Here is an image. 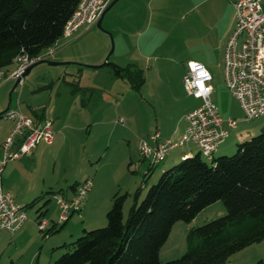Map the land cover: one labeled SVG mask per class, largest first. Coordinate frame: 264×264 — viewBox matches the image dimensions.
Segmentation results:
<instances>
[{"label": "crops", "instance_id": "0c3cea01", "mask_svg": "<svg viewBox=\"0 0 264 264\" xmlns=\"http://www.w3.org/2000/svg\"><path fill=\"white\" fill-rule=\"evenodd\" d=\"M234 1L119 0L114 6L116 7L119 4V14L122 16L125 26L117 29L119 58L117 59L118 61L113 63L123 67L120 63L121 60L129 61L126 66L142 72L144 77L142 86H144L147 81V77L144 76L145 70L151 68L150 60L154 59L158 63V61L166 58L163 57L165 56L163 52L171 49L170 44L172 46L173 43L169 41V38L171 34H175L176 36L173 40L180 36L182 37L181 39H184L189 44L193 40L194 43L192 45L194 46L189 49L191 51L187 54L188 59L194 61L192 58H197L195 61L202 63L211 72V69L208 67V57H219L220 61L223 62L224 47L229 35L234 29L235 21L232 5ZM169 9L176 10L172 28H169L167 23L169 21L165 19L167 15L166 11ZM104 18L105 16L103 20ZM92 27L88 30L79 31L71 38L65 40L71 39L68 43L75 44ZM193 50L198 51L199 53L197 54L199 55L193 53ZM54 60V62L61 63L69 61V65H74L79 69L77 68L76 73L67 72L64 75L58 76L40 69L33 71L31 77L24 79L23 86L17 91V98L15 99L14 105H12V98L18 86L14 89L11 94L9 107V109H19L23 113L22 108H24L31 113V115L24 113L25 115L40 123L45 121L50 122L51 129L54 133L53 143L51 145L41 143L29 155H24L9 161L3 170L1 182L4 190H9L14 193L17 203L19 201V204H30L49 191L58 192L62 190L60 194L65 198H70L75 191V189H69L73 183L76 182L79 185L86 180H91L92 187L86 196L85 205L80 215L83 228L81 229L82 226L78 224L80 222L76 221V219L69 222L74 214L71 215L64 223V226L67 225L66 229L57 235V237L61 236V239L55 243L56 247L54 248H59L72 240L74 236L83 233L87 228H92L98 221L102 222L103 217H105L106 212L111 207V198L115 193H126L129 194L130 198L137 189H140V195L142 194L154 170L147 176L144 182V176L146 175L148 167L142 163L144 160L139 156V141L148 138L153 132H159L161 140L170 139L173 142H177L185 132L186 122L182 126L183 121H185L184 117L191 110L185 111L181 115L183 120L180 123L176 121L178 119H175V116L170 119V117L165 115L157 123L154 131L152 129L147 131H143L142 129L138 131L136 129L134 135H132L125 127H121L124 128L121 130L117 126H113L111 138L104 144V148H101V150L100 148L95 150L87 148L88 140L92 136L94 129L107 124L103 119L98 118V109L102 108L100 104H92V101L101 95L102 86L99 83L102 82L101 77L103 74H100V72L85 74V67L80 66L78 63L99 64V62L89 63L85 60L78 59L71 54L68 47L60 51ZM159 74L161 73H156L155 76ZM84 78H87L91 83L83 84L82 81ZM27 81L29 83L31 82V84L25 89ZM14 83L15 80L6 79L0 86V113L9 103V93ZM178 86L180 92L184 91L181 79H179ZM161 107L162 113L169 112V105L165 104ZM31 109H36L39 112L38 118L33 116ZM219 112L223 119H235L237 126L234 129H230V132L233 131L232 137L234 139L229 143L224 142L221 144L215 157L227 154L234 146H237L245 138L253 136L264 126V120L258 121L257 119L239 125L238 119L232 116L235 114L231 112V109L222 111V114L219 109ZM0 119L1 159L2 143L9 134L12 124L4 119V117ZM117 123L124 125L126 121L120 118L117 120ZM117 129L119 133L116 135V140L111 141ZM230 132L229 137L231 135ZM81 134L88 138L84 139L83 144L78 145V138ZM112 142L117 145L114 149L115 151L112 152V162H114V167L116 166L119 169V172H114L112 176L106 178L105 175L101 174L99 158H104L110 153ZM16 149L17 147L15 146L13 151ZM174 150H178V152L172 157V160L179 158L181 161L184 157L187 158L198 153L197 149L195 150L192 146L177 147L171 151ZM44 156L50 157L55 163V166L60 163L64 166L67 162H72L76 164L78 171L72 174L68 180L64 179L60 173H56L55 170H53L50 178H46L48 177L47 175L40 174L41 171L37 164L39 159H42ZM136 159H140L141 161H136L135 163ZM95 163L97 164L94 165ZM171 164H174V161L167 166ZM138 171L140 175H138ZM32 177H36L33 183ZM67 183L68 185L65 188ZM38 184H40V189L37 193L35 190ZM45 190L48 191L45 192ZM43 199H41L43 203L36 209L37 217L39 215L37 213L39 209H42L43 212L38 221L46 216L48 209L45 207L51 201V195ZM26 204L24 207L28 205ZM45 220L47 221L48 228H46V232L50 230L52 234L59 232L57 230L60 226L55 225L56 220H50V222L47 219ZM194 221L188 225V228L193 225ZM30 228L31 225L28 223L27 216V220L23 226L14 235H9L13 238L22 239L27 236L26 233ZM4 232L6 231H0V233ZM5 238L6 236L0 235V241ZM263 244L264 240L254 245ZM252 246L231 256L225 264H239L241 261L249 259V256H251L249 251L252 249ZM259 261L264 260L261 258L253 264H257Z\"/></svg>", "mask_w": 264, "mask_h": 264}, {"label": "trees", "instance_id": "16d2710c", "mask_svg": "<svg viewBox=\"0 0 264 264\" xmlns=\"http://www.w3.org/2000/svg\"><path fill=\"white\" fill-rule=\"evenodd\" d=\"M80 0H0V70L11 71L21 54L38 56L62 38L63 28ZM115 79L140 90V70L107 62ZM35 118L36 109H31ZM3 115H0V118ZM35 124L40 122L33 119ZM233 155L222 154L207 164L197 153L162 173L139 202L140 189L132 194L115 193L106 213L107 225L83 231L52 264H225L236 253L264 240V126L257 136L241 141ZM156 166L149 164L147 176ZM78 185L73 183L69 189ZM49 191L25 208L33 207ZM221 201L226 214L199 227H189L186 250L178 259L161 261L160 250L172 227L189 225L199 213ZM47 202V201H46ZM37 220L43 214L42 209ZM60 225L57 231L62 229ZM54 231V232H57ZM47 231L43 237L49 236ZM264 263V261H259Z\"/></svg>", "mask_w": 264, "mask_h": 264}, {"label": "rangeland", "instance_id": "374dc122", "mask_svg": "<svg viewBox=\"0 0 264 264\" xmlns=\"http://www.w3.org/2000/svg\"><path fill=\"white\" fill-rule=\"evenodd\" d=\"M119 4L113 6L105 15L104 20L101 22V28H98L96 25L92 27L83 37H81L75 44L68 43L70 40L60 39L57 41V49L52 56H49L45 59L47 62L55 61L54 59L57 57L58 53L68 47L71 54L78 59L85 60L89 63L99 62V64H85L78 63L80 66H100L105 62V58L109 54L111 50V46L113 44L114 50L113 53L109 56L108 62L118 61V53H119V42H118V34L117 29L119 27L123 28L125 24L123 23L122 16L119 14ZM176 10L169 9L166 11L165 19L168 20L169 28H172V24L174 23V13ZM82 31V30H81ZM168 35V34H167ZM175 34H171L169 41L172 42V46L170 44L171 49L167 52H163L166 57L163 60L157 61L152 59L150 60L151 68L149 70H145V75L147 77V81L144 86L140 87V90H135L131 84L126 81H122L119 79H115L112 75L111 69L108 66L98 67V68H85V74H91V72H100L103 74L101 79L102 82L99 83L101 85V95L96 97L92 104H100L99 112L97 113L99 119H103L107 124L101 125V127H96L94 129L92 136L87 143V148L91 149H99L104 148V144L111 138V131L113 126H117L119 129L123 130L125 127L128 129L132 135H134L136 129L140 131H147L152 129L155 130V126L158 122L162 120V117L165 115L170 117H174L177 122H182L181 115L185 111L194 110L201 105V100H197L193 97L187 96L185 91H179L178 82L179 79L182 80L186 73V64L188 61V52L194 45L193 40L191 43H187L182 37H176ZM192 45V46H191ZM165 51V50H164ZM193 53H199L196 50L192 51ZM199 55V54H197ZM166 59V60H165ZM194 61L197 58H192ZM100 60V61H99ZM209 65L208 67L211 69V74L213 77L212 87L213 94L211 99L218 105L221 114L222 111H227L231 109L235 115L234 118L238 119L239 125L241 123L247 122L244 120V115L237 103V101L232 97V95L227 91L224 83L223 76V62L220 61L219 57H208ZM69 62V61H68ZM129 61L121 60V65L123 67H127L126 65ZM78 67L74 65H63L51 67L46 64L39 65L33 68L30 76L25 77L24 79H28L32 76L33 71L35 70H43L47 71L53 75H64L65 73H76ZM79 69V68H78ZM156 73H161L155 76ZM83 84L91 83L87 78H84L82 81ZM29 83L27 81V86L29 87ZM21 89L17 88L13 95V104L15 99L17 98V91ZM169 105L170 109L167 113H162L161 106ZM25 114L31 115L30 112L22 108ZM120 118L124 119L126 123L124 125L118 124L117 120ZM181 119V120H180ZM258 121H263L264 117L258 118ZM1 121V119H0ZM116 123V124H115ZM185 124V121H183ZM119 133L118 129L116 131L115 136L111 141L116 140V135ZM155 132H153L154 134ZM260 133L257 132L253 136H249L245 138V140H250L252 137L257 136ZM230 137H228L225 142H231L234 137L233 131L230 132ZM88 138L87 136L81 134L78 138V145L83 144L84 139ZM147 139V138H146ZM80 143V144H79ZM44 144V143H42ZM116 143L112 142L111 151L104 158H99V165L101 166V174L105 175L106 178L112 176L114 172H119V169L115 166L114 162H112V152H114L116 148ZM195 150L196 148L192 146ZM236 146L228 152L226 155H233L236 152ZM178 152V150L170 151L168 157L165 161L159 163L148 180V184L145 189L142 191L140 195L139 202L146 195L148 188L152 185H155L162 173V169L169 168L175 164L180 163V159L172 160V157ZM142 159V158H141ZM207 164L210 161L203 159ZM141 161L140 159H136L135 163ZM167 166L169 163H172ZM98 163V162H97ZM95 163L94 165H96ZM145 166H149V161L144 160L142 162ZM38 167L40 169V174H45L50 178L52 176L53 170L56 173H60L63 175L64 179H67L78 171L76 164L67 162L64 166L55 163L48 156H44L42 159L38 161ZM135 170L134 168H132ZM82 170V169H81ZM138 175L140 172L138 171ZM38 178V177H37ZM36 180V177H32V183ZM48 180V179H47ZM63 182V178H62ZM66 184L65 188L67 187ZM40 184L37 185L35 192L39 191ZM48 190H45V192ZM34 192V193H35ZM44 192V193H45ZM38 193V192H37ZM39 195V194H38ZM44 200V199H43ZM43 200L37 202V204L27 210L28 223L31 225V228L26 233L27 236L22 239L13 238L8 233H0V235L6 236V238L0 241V264H52L56 259H58L63 253L66 252L65 249L61 247H56L55 243L60 241L61 236H58L61 232H63L67 225H65L59 232L50 234L49 236L43 237V233L38 230L37 227V214L36 209L43 203ZM19 204V201H18ZM24 204H20L24 206ZM29 204V203H27ZM26 204V205H27ZM133 204L132 196L128 198L125 202L123 208L124 216L127 215L130 207ZM58 206V205H57ZM55 200L51 198L46 204L48 212L46 216L42 219L49 220H57L59 215V208H57ZM58 209V211H57ZM107 213V212H106ZM226 214V209L221 201L214 203L213 205L204 209L201 213L197 215L194 219V223L189 227H199L202 226L212 220L218 219ZM81 211L75 213L70 221L76 219V221L80 222V226H82V220L80 219ZM68 222V223H69ZM107 225L106 214L103 217L102 222L98 221L97 224L92 226V228H87L86 231L98 229L105 227ZM83 226L81 227V229ZM48 229V228H47ZM188 225L182 221L175 223L172 227L170 235L160 250V259L161 261L167 262L174 259L180 258L186 250V234L188 231ZM79 235H82L79 234ZM78 236H74V238L68 241L66 244L75 241ZM53 238V239H51ZM50 239V240H49ZM251 256L249 259H245L241 261L239 264H253L257 262L259 259L263 258L264 260V244L263 245H254L252 249L249 251ZM241 256V255H238ZM230 264V263H229ZM232 264V263H231Z\"/></svg>", "mask_w": 264, "mask_h": 264}, {"label": "built area", "instance_id": "2783aa9c", "mask_svg": "<svg viewBox=\"0 0 264 264\" xmlns=\"http://www.w3.org/2000/svg\"><path fill=\"white\" fill-rule=\"evenodd\" d=\"M111 1L80 0L63 28L61 39H69L77 32L96 25ZM232 5L235 25L224 47V83L237 101L244 120L252 121L264 117V0H235ZM56 44L36 57L30 58L26 54L15 57L11 71L0 70V86L4 80L13 79L19 80L17 86L22 88L26 69L52 56L57 49ZM193 65L196 71H193ZM212 82V74L202 63L187 62L183 88L188 96L201 100V105L185 115V132L177 142L161 140L159 132L140 140V158L149 161L152 166H157L171 150L186 146H194L208 161L215 157L220 145L229 137L230 129L237 126V121L221 117L218 106L211 99ZM3 117L12 124V128L2 143L0 159V231L14 235L27 220V208L16 202L13 192L3 189V170L9 161L29 155L39 144L51 145L54 133L50 122L35 124L31 117L19 109H9ZM15 146L17 149L13 151ZM91 187V180H86L75 188L70 198L59 193L51 195L59 208L56 226L64 224L71 215L82 210ZM37 227L45 234L47 221L40 219Z\"/></svg>", "mask_w": 264, "mask_h": 264}, {"label": "water", "instance_id": "95a60500", "mask_svg": "<svg viewBox=\"0 0 264 264\" xmlns=\"http://www.w3.org/2000/svg\"><path fill=\"white\" fill-rule=\"evenodd\" d=\"M119 0H112L111 1V3L109 4V6L106 8V10L103 12V14L101 15V17L99 18V20H98V22L96 23V26L98 27V28H101V22H102V20H103V17L105 16V14L115 5V3H117ZM113 50H114V46H113V44H112V46H111V50H110V52H109V54L107 55V57L105 58V62L102 64V65H100V66H86V65H83V67H85V68H98V67H104L105 65H106V63L108 62V59H109V56L113 53ZM42 64H46V65H48V66H51V67H56V66H63V65H69L70 63L69 62H54V61H52V62H47V61H45V60H41V61H38L37 63H35V64H33V65H31V66H29L27 69H26V71H25V73H24V75H23V78H25V77H27L29 74H30V72L33 70V68H35V67H37V66H39V65H42ZM18 82H19V80H16L15 81V83H14V85H13V87H12V90L10 91V93H9V103H8V105H7V107L0 113V115H4V113L6 112V111H8L9 110V107H10V101H11V94H12V92L14 91V89L17 87V85H18Z\"/></svg>", "mask_w": 264, "mask_h": 264}, {"label": "clouds", "instance_id": "9594fccd", "mask_svg": "<svg viewBox=\"0 0 264 264\" xmlns=\"http://www.w3.org/2000/svg\"><path fill=\"white\" fill-rule=\"evenodd\" d=\"M192 68H193V71H196V67H195V65H193Z\"/></svg>", "mask_w": 264, "mask_h": 264}]
</instances>
